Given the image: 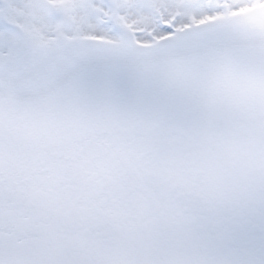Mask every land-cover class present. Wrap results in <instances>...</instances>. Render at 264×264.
<instances>
[{
	"label": "snow or ice",
	"instance_id": "6c2138e0",
	"mask_svg": "<svg viewBox=\"0 0 264 264\" xmlns=\"http://www.w3.org/2000/svg\"><path fill=\"white\" fill-rule=\"evenodd\" d=\"M0 264H264V0H0Z\"/></svg>",
	"mask_w": 264,
	"mask_h": 264
}]
</instances>
